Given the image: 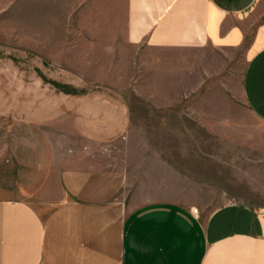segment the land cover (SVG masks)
Masks as SVG:
<instances>
[{
    "label": "crops",
    "instance_id": "0c3cea01",
    "mask_svg": "<svg viewBox=\"0 0 264 264\" xmlns=\"http://www.w3.org/2000/svg\"><path fill=\"white\" fill-rule=\"evenodd\" d=\"M104 2V25L114 26L121 4L125 30L117 40L93 37L111 61L93 72V91L73 97L64 130L73 146L52 160L51 143L29 142L33 177L24 187L37 201L0 195V264H264V207L228 203L203 215L146 194L155 183L131 162L133 105L114 93L113 73L115 42L153 78L158 54L179 53L187 137L230 138L244 112L264 123V0ZM164 72L177 75V62ZM214 89L218 98L195 97ZM180 100L174 91L140 101L161 109ZM62 104L51 119H66Z\"/></svg>",
    "mask_w": 264,
    "mask_h": 264
},
{
    "label": "rangeland",
    "instance_id": "374dc122",
    "mask_svg": "<svg viewBox=\"0 0 264 264\" xmlns=\"http://www.w3.org/2000/svg\"><path fill=\"white\" fill-rule=\"evenodd\" d=\"M104 7V0H0V195L37 201L24 187L33 177L28 164L34 160L29 148L34 137L52 144V160L73 146V135L64 132L72 129L73 97L93 91V72H104L111 61L103 55L106 43L93 44V37L117 40L125 30L121 4L113 12V27L104 25ZM114 48V93L130 100L134 111L131 162L155 183L146 194L203 215L228 203L264 207V123L244 112L240 128L226 129L230 138L187 137L181 55L158 54L160 73L153 78L129 57L128 47L125 58L119 56L121 43ZM176 62L178 74H165ZM155 85L161 90H153ZM174 91L183 100L179 107L160 109L140 101L165 99ZM195 97L219 96L214 89ZM64 100L66 119H51ZM42 119L48 123L32 124Z\"/></svg>",
    "mask_w": 264,
    "mask_h": 264
}]
</instances>
